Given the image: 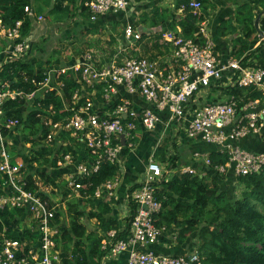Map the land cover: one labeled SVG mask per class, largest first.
I'll list each match as a JSON object with an SVG mask.
<instances>
[{"label":"built area","instance_id":"2783aa9c","mask_svg":"<svg viewBox=\"0 0 264 264\" xmlns=\"http://www.w3.org/2000/svg\"><path fill=\"white\" fill-rule=\"evenodd\" d=\"M85 6L90 13V22L107 13H123L129 16L133 13L131 0H87ZM186 8L198 15L201 3L197 0L190 1L183 5L181 10ZM24 12L33 21L43 19L42 16L37 17L29 7H25ZM22 23L23 21L19 20L6 27L0 22V40L9 41L12 44L11 50L18 55L24 52L29 43L28 38L21 36ZM122 31L129 43L140 38L141 33L129 21L123 25ZM197 35L200 36L201 42L185 39L172 32L165 33L164 41L171 43L173 47L168 62L131 58L114 61L101 68H96L90 61L60 68L52 67L42 72L40 81L32 77L31 91L16 88L9 80L0 78V174L5 177L0 185V211L5 208L24 209L26 216L18 218L19 224L24 228L21 229L18 225L14 229L19 232H39L43 251L40 255L32 248L25 249L26 241L6 237V229H3L0 233V264H63L60 251L53 250V238L58 234L57 227L51 225L55 213L47 208V203L42 201L37 193L25 190L26 182L20 172L21 164H11L1 130L12 132L19 125L17 119L4 118L5 102L24 100L33 103L52 91L62 96V77L68 72L73 73L75 81L79 84L66 108L69 114L59 121H54V111L50 105L47 115H37L41 123L48 128L46 144L62 134H68L76 142L82 143L92 157L91 165L78 163L75 167L76 174L67 175L66 186L71 192L78 193L84 186L78 181V176L84 178L97 172L102 162L118 165L121 151L125 147L131 150L134 146L136 121H140L147 131H154L160 122L156 111H165L169 124H184L187 138H200L207 144L215 145L219 153H226L228 161L217 167L219 173L230 169L237 178L258 173L262 169L264 152H249L234 143L249 135L262 136L264 105L261 106L257 100L251 101L242 108L243 113L237 115L236 101L232 97L201 106L195 102L202 90L212 86H254L264 93V68L245 65L243 56L230 58L222 63L204 22L200 24ZM259 40L264 41V31L259 35ZM21 78L23 83L27 82L28 77L25 74H22ZM221 81L226 84L222 85ZM88 89L91 91L89 95ZM120 90L129 96H139L145 106L135 110L128 98H119V102L107 106L106 109L103 105L94 107L93 101L96 97L109 104L120 95ZM63 144L67 145V142L64 141ZM196 156L206 166L210 165L207 155ZM72 163V157L65 155L56 165L66 166ZM177 170L169 169L166 163L154 158L153 154L149 157L145 164L143 180L128 196L134 210L132 215L128 216L130 221L127 233L123 239L110 244L107 255L115 257L124 254L125 264H200L201 257L196 248L185 254H170L154 249L159 246L162 237H167L169 245L177 243V230L155 225V218L162 207L156 196V184L162 179H170ZM180 172L195 173L189 166L181 168ZM118 183L117 174L112 180L96 188L94 197L98 199L106 194L107 198H110ZM36 186L40 188L37 182ZM25 221L28 222L27 227ZM115 237V231L108 232L101 242L102 249Z\"/></svg>","mask_w":264,"mask_h":264},{"label":"trees","instance_id":"16d2710c","mask_svg":"<svg viewBox=\"0 0 264 264\" xmlns=\"http://www.w3.org/2000/svg\"><path fill=\"white\" fill-rule=\"evenodd\" d=\"M86 1L0 0V22L2 25L9 27L16 21L22 20L21 36L26 39L33 30V20L24 12L25 7L32 9L36 15H41L46 11L45 15L53 22L73 21L77 15L80 16L83 22H90V13L85 6ZM140 1L142 0H133V2ZM189 1L176 0L174 10L154 8L151 15L141 14L137 19V27L143 25L146 29H151L161 26L162 32L165 30L164 27L171 32H175L174 29L178 25L183 38L201 42L200 36L197 35L199 26L208 16L207 9H213L214 6L209 0H197L201 3L198 15H194L186 8L183 16L177 19L174 15L177 8L181 4L186 5ZM258 4L264 9V0H258ZM252 17L251 10L246 4L237 9L235 14L237 23L242 24L244 32L248 36L255 32ZM116 18L112 17L109 21L111 22L110 30L113 32L120 23ZM234 32L235 28L230 20L221 21L215 29L217 37H223ZM142 36L144 37L145 34H142ZM247 49L248 46L242 44L237 50H233L232 57H242ZM55 53L59 52L56 51ZM243 62L247 65L245 60ZM52 67H60V61L54 56L45 61L38 60L34 64L21 60L11 61V63L3 64L0 67V78L9 80L16 88L31 91L33 90L30 82L32 77L40 81L42 72ZM256 67L264 68V65ZM22 74L28 77L25 83L22 82ZM62 80L64 82L62 96H58L52 91L46 94L43 99H36L33 103L24 100L5 102L4 118L17 119L19 125L14 130L20 129V134L19 137L12 139L14 142L9 146L6 139L11 137L10 131L2 129L1 137L4 146L12 154L15 152L20 154L24 148L18 146L20 138L28 145L24 154L22 153L19 157L25 167L20 170L26 182L25 190L37 193L42 201L47 203V208L55 213L51 225L57 227L58 234L53 238L55 242L53 250L60 251L63 264H100L109 250L110 244L125 237L130 221L127 220L125 230L120 231L119 222L112 215L108 201L104 199V196L98 199L94 197L96 188L117 176L118 165L102 162L97 172L84 178L78 176V181L82 185L84 184L78 193L84 200L77 201L73 199L69 201L76 204V211L71 212V208H68L67 224L62 223L60 220V217H63L64 214L63 209L55 205L52 200L55 192L52 191L49 194L36 186V181H40L39 177H42V185L45 183L55 189L58 188L56 178H59L61 173L57 174L54 169L57 167V162L62 160L65 155H70L74 163L81 161L79 163L88 166L92 163V157L87 149H85L84 158L78 157L77 149L80 148V144L70 138L68 134L60 135L59 138L49 144L45 143L48 128L41 123L37 114L47 115V110L51 105V110L54 111L53 120H61L69 114L66 108L69 105L72 93L79 87L72 72L64 75ZM224 92L236 101L237 115L243 113L242 108L251 101L257 100L261 106L264 105V93L254 86L239 87L236 85L225 87ZM24 107L28 109L26 114L21 110ZM250 136L252 135L235 142L234 145L249 152L263 153L264 133L261 137L252 136L258 138L255 140L259 141L261 147H263L261 151H256L248 144L247 140ZM64 141L69 143L64 145L62 144ZM170 141L171 139L168 138L162 142L156 148L154 155L157 159L166 163L169 169H175L177 157L169 154ZM134 142H136V138H134ZM9 151L10 157L12 154ZM126 151L128 152L127 149ZM208 155L210 165L202 164L203 173H177L171 176L170 179H162L156 184V196L162 207L155 218V225L159 228L165 227L168 230H177L178 247L185 246L189 238L197 237V250L201 257L200 264H264V166L258 173L237 177L235 180L232 178L233 173L230 169L225 173L217 171L218 166L224 165L228 161L226 153L221 154L217 149L211 148ZM12 158L10 157L11 164H15ZM192 165L194 167V164ZM4 180L5 177L0 174V185ZM235 182L242 187L239 195L233 192ZM59 193L64 201L69 196L68 191H59ZM82 201L95 207L88 211L82 210V206L79 205ZM131 207V213H133L134 207L132 205ZM24 216H26L24 209L5 208L0 211V233L3 229H6L4 234L6 237L26 241L25 249L32 248L33 251L42 255V242L39 232L28 230L19 232L14 229L20 225L18 218ZM83 219L88 221L95 219L98 231L88 229L82 222ZM110 231H115L116 237L107 244L106 248L102 249L101 242ZM195 246L196 244H194ZM176 253L179 254L180 252L177 251Z\"/></svg>","mask_w":264,"mask_h":264},{"label":"crops","instance_id":"0c3cea01","mask_svg":"<svg viewBox=\"0 0 264 264\" xmlns=\"http://www.w3.org/2000/svg\"><path fill=\"white\" fill-rule=\"evenodd\" d=\"M190 1H194V0H190ZM209 1L210 3L213 4L214 7L213 9L211 8L207 9L206 13L208 16L205 18L203 22L207 25L210 36L215 44V51L218 54V57L221 60V62L224 63V61H226L227 59L233 58L232 57L233 50L235 51L237 50V48L242 46V44H246L248 46V49L242 55L246 64L249 65L250 67L264 65V41L260 42L259 40V35L261 34V32L264 31V9L260 7V5L258 4V0H209ZM135 4H136L134 6L135 10L132 8V12L136 13L135 16H137L136 24L134 26L137 28L138 32L141 33L139 40L129 43L127 42L126 38H124L123 31L120 38H116L112 33L113 31L110 30L111 22L109 21L112 17H117L116 19L120 21L123 16V18H125L124 21L121 20L123 21L121 23V26H123L128 21V19L131 18V15L124 16L123 13H115V14L107 13L103 16L98 17L95 21L90 22V23H97L96 25H98L97 26L98 28L97 29L95 28L96 30H93L94 28H88L86 29V32H83V33H87L86 36L90 35L91 37L88 40H86L87 44H82V47L83 49H85L90 46L93 47L96 44V46H102L103 48H105L108 53H106L105 50L96 51L95 53L92 51L83 52L81 51V49L77 48L76 49L77 55L71 57V62L64 66H72L76 63L90 61V63L95 65L96 68H101L103 66H107L113 63L114 61H121L131 58H146L148 60L157 61L159 63L168 62L171 58L173 47L171 43L164 41V34L171 31L167 30L164 27L165 30L163 29L164 32H162L161 26L151 29L148 28L146 29L145 26L143 25L137 27V19L141 14L151 15L152 14L151 12L153 11L154 8H168L170 10H174L176 6V0H142L140 2H135ZM245 4L251 10L253 16L252 23L255 28V32L250 36L246 35V32H244V28L242 24L237 23L235 18L237 9H239L242 5ZM182 6L183 5L181 4L174 13L177 19L183 16V12L185 9L181 10ZM38 16L40 15H37V17ZM77 18L82 22L79 15H77L74 18V20H77ZM223 20H230V23L235 28V32L233 34H229L223 37H217L215 34V29ZM105 25H107L106 29L109 28V30L107 31L106 29L103 30ZM99 27L100 28L102 27V29H100ZM105 31L108 32L109 34V35L106 34L107 39L105 40V42H102L100 38L98 40L95 39L94 35L97 34L99 35V33ZM174 31L175 32L172 33L181 35V30L178 25L176 26V29H174ZM37 34L38 31L35 30L33 26V30L30 36L28 37L29 43H33L34 40L37 39V37L39 36ZM142 34H145V36L143 37ZM102 43L104 44L102 45ZM11 48H12V44L9 41L4 39L0 40V67L3 64H9L11 63V61H16V60L27 62L26 60L30 59L29 61L30 64H34L36 61H38L37 58L29 56V53H26V55L15 54L13 53ZM95 54H100V56L104 58L101 59L99 55H95ZM64 66H60V67H64ZM221 83L222 85L226 84L225 81H221ZM224 88H225L224 86H221V87H211L207 90H202L199 96L197 97L195 104L201 106L207 103H211L213 101L226 100L228 96L225 94ZM90 93L91 91L90 89H88L87 94L89 95ZM119 93L120 95H118L117 98H114V102H110L109 104H105L103 100L96 97L95 100L93 101L94 107H99V105H103L104 108L106 109L107 106L119 102L122 98H128L130 100V105H132V107L135 110H139L143 106H145V104L143 103V101L139 96L138 97L129 96L125 94L122 90H120ZM156 113L159 116L160 122L156 126L154 131H147L142 127L140 121H136L137 127L134 131L136 142H134V146L131 150L125 147L119 155V160H118L119 183L114 190V194L110 198H107L106 194H104V199L108 201L109 207L112 210V215L119 222L120 231H124L126 222L129 219L128 216L132 215L131 213L132 207L128 200L130 191L134 189L136 186H138V183L143 180L145 164L149 159V157L153 154L154 158H156L154 154L157 145L160 146L161 143L164 142L166 139L168 138L171 139L169 143L170 144L169 154L171 156L177 157L175 169H178L177 171H174L171 176L177 173H181L180 169L186 166H190L191 168H194V172H202L201 167L202 164L204 163L201 160H199L196 155L202 156L203 154H205L209 157L208 154L211 148H214L215 150L218 149L215 145L207 144L206 142L202 141L200 138H195V139L187 138L185 134V125L183 124L180 126L175 122L169 124L168 117L165 111H160V112L156 111ZM248 138L249 139L247 140V142L253 149H255L256 151H261L263 149L259 141L255 140L258 138L252 136ZM8 139L9 138L6 139L7 145L8 146L12 145L14 141L13 140L9 141ZM79 144H80V148L77 149V155L79 158H84L86 152L85 148L82 143ZM126 149L128 150V152L126 151ZM6 150L9 151L7 148ZM78 163L73 162L70 165L57 166L54 169L57 174L59 172L61 173V176L59 178H56V183L58 184L59 191L69 192V196H67V199L63 201V203L69 202L73 199L77 201L84 200V198L81 197L79 193L71 192L70 190L67 189L66 180H65L67 175L76 174L75 167ZM192 164H194V167ZM232 178L236 180V177L233 174H232ZM241 188L242 187H240V189ZM84 202L85 201H82V203ZM86 204L88 210L92 209V207H95V206H91L89 203ZM63 210H65V207L63 208ZM122 217H124L123 221L120 220V218ZM60 220L62 221V223L65 222V221L63 222L62 217H60ZM91 220H95V219H91ZM90 230L98 231V229H92V228ZM169 242L170 241L167 239V237H162L159 241V246H155L154 249L160 252L170 253V254H177L176 253L177 251L180 252L179 254H185L189 252L185 247L183 246L176 247L174 245H169ZM100 264H125V255L120 254L118 256L113 257L106 254L101 260Z\"/></svg>","mask_w":264,"mask_h":264},{"label":"rangeland","instance_id":"374dc122","mask_svg":"<svg viewBox=\"0 0 264 264\" xmlns=\"http://www.w3.org/2000/svg\"><path fill=\"white\" fill-rule=\"evenodd\" d=\"M135 2H133L131 0V6L134 9L135 6ZM135 10V9H134ZM46 11L41 14L40 16H42V20L41 21H33L32 24L35 28V30L38 31L39 35L37 37V39L34 40L33 43H28L24 52L22 53L23 55H26V53H29V56H32L34 58H37L38 60H42L45 61L48 58L54 56L55 58H58V60L60 61V66H64L67 65L71 62V57L76 56V49H81V51L86 52V51H92V52H96V51H104L106 53H108L106 51L105 48H103L102 46H96V44L92 47H87L85 49H83L82 44H87L86 40H88L91 36L87 35V33H83L86 32V29L88 28H98L96 25L97 23H90L88 21L85 22H81L80 20H74V21H66V22H56L54 23L48 16L45 15ZM130 14V13H129ZM136 13H132L131 14V18L128 19L129 22L133 23L134 25L136 24V18L137 16H135ZM124 16H129L126 14H123ZM121 20H125V18H121ZM120 20V24L115 28V31L113 32L114 36L116 38H120L121 34H122V28L123 26H121V23L123 21ZM109 26V25H108ZM100 28V27H99ZM107 28V25L104 26L103 30H105ZM102 29V27L100 28ZM109 30L106 29V31ZM101 32L99 33V35H94L95 39L98 40L100 38V40H102V42H105V40L107 39L106 34H108V32ZM82 42V43H81ZM104 43H102L103 45ZM106 44V43H105ZM72 45V46H71ZM56 51H58L59 53H55ZM80 52V51H79ZM95 55H99V57L101 59H103L104 57L100 56V54H95ZM22 58V57H20ZM76 58V57H75ZM27 62L30 61V59L26 60ZM22 112L24 114H26L28 112L27 108H21ZM20 134V129L18 130H13L11 132V137L8 139L9 141H11L12 139H14L15 137H19ZM19 139V138H18ZM186 145V144H185ZM18 146L24 147L21 151L20 154H17V152H15L14 154H11L10 157L12 158L13 162L15 163V165H19L21 164V168H25L24 164L21 163L20 161V155L23 153L26 148H28V145L24 143V141L20 138V141L18 140ZM27 146V147H26ZM189 158V155H188ZM54 175V174H53ZM40 181H36L37 183L40 184V189L44 192H48L49 194L53 191L55 192V196H53V202L55 205H58L61 207V209H63L65 207V210H63V220L65 221L64 223L67 224L66 222H68V211H69V207L71 208V212H75L76 208L75 205L73 203L70 202H64V200H62L61 194L59 193V189L57 188L55 190V188L49 184H45L43 183V185L41 184L43 182V178L39 177ZM234 186V194L239 195L241 192L240 186L235 182L233 184ZM57 203H56V202ZM59 201V202H58ZM80 206H82V210L88 211L87 209V204L86 202L84 203H80ZM68 210V211H67ZM121 221L124 220V217L120 218ZM84 224H86V226L88 227V229H97L96 228V221L95 220H90L87 221L86 219H83ZM28 222L25 221V227H27ZM19 227L24 228L23 225H20ZM197 237H191L188 239V241L185 243V247L188 251H190L192 248H196L197 249ZM194 244H196V246L194 247ZM192 245V246H190ZM174 246H177V243L175 242Z\"/></svg>","mask_w":264,"mask_h":264},{"label":"water","instance_id":"95a60500","mask_svg":"<svg viewBox=\"0 0 264 264\" xmlns=\"http://www.w3.org/2000/svg\"><path fill=\"white\" fill-rule=\"evenodd\" d=\"M126 116L124 115L123 118H125Z\"/></svg>","mask_w":264,"mask_h":264}]
</instances>
